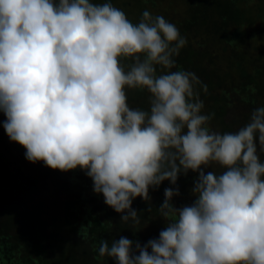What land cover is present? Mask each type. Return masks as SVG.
Wrapping results in <instances>:
<instances>
[{
  "label": "clouds",
  "instance_id": "clouds-1",
  "mask_svg": "<svg viewBox=\"0 0 264 264\" xmlns=\"http://www.w3.org/2000/svg\"><path fill=\"white\" fill-rule=\"evenodd\" d=\"M186 44L176 25L147 10L133 24L111 2L0 0L3 128L28 161L85 171L124 223H140L132 202L150 201V187L198 173L191 204L176 207L179 189L165 188L158 239H102L99 257L264 264V107L234 133L211 131L214 113L202 114L197 90L207 86L194 72L164 71ZM125 88L147 90L150 109L129 107ZM213 164L223 171H206Z\"/></svg>",
  "mask_w": 264,
  "mask_h": 264
},
{
  "label": "trees",
  "instance_id": "trees-1",
  "mask_svg": "<svg viewBox=\"0 0 264 264\" xmlns=\"http://www.w3.org/2000/svg\"><path fill=\"white\" fill-rule=\"evenodd\" d=\"M253 1V2H252ZM111 2L124 11L133 24L147 10L163 16L179 29L187 44L174 57L176 68L164 71L194 72L205 92L197 86L204 102L202 114H213L211 131L236 132L245 126L251 112L264 107V0H91ZM127 70L129 59L120 58ZM157 74L160 73L158 67ZM131 108L149 110L147 90L125 88ZM0 111V142L4 141ZM19 162L0 164V264H115L98 255L100 240L121 236L141 246L158 239L166 227L158 208L165 188H178L176 207L191 204L198 173L179 175L176 185L163 181L149 188L150 201L137 197L132 208L140 223L120 221V213L104 203L103 194L93 191V181L79 167L62 172L32 163L20 145ZM264 163V152L259 151ZM1 159V154H0ZM206 171L222 172L213 164ZM150 209V211H149Z\"/></svg>",
  "mask_w": 264,
  "mask_h": 264
},
{
  "label": "rangeland",
  "instance_id": "rangeland-1",
  "mask_svg": "<svg viewBox=\"0 0 264 264\" xmlns=\"http://www.w3.org/2000/svg\"><path fill=\"white\" fill-rule=\"evenodd\" d=\"M18 146H20V144L11 141L8 135L6 134V132H4V141L0 142L1 165L13 164L17 166V163L20 161L18 156L19 155ZM1 218L2 217H0V219Z\"/></svg>",
  "mask_w": 264,
  "mask_h": 264
}]
</instances>
